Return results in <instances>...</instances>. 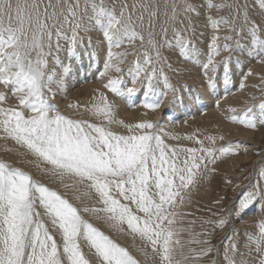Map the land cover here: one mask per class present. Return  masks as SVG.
Segmentation results:
<instances>
[{"label": "snow or ice", "instance_id": "snow-or-ice-1", "mask_svg": "<svg viewBox=\"0 0 264 264\" xmlns=\"http://www.w3.org/2000/svg\"><path fill=\"white\" fill-rule=\"evenodd\" d=\"M253 5L260 19L250 14ZM160 17L163 43L151 30ZM201 17L212 33L206 62L201 64L208 88H216L218 69H222L225 88L239 71V88L243 90L248 77L255 75L250 68L244 71L245 63L264 65V0H252L251 5L248 0H200L199 4L195 0H0L3 139L14 144L15 163L35 167L52 182L72 189L73 198L81 204L93 201L92 206L78 207L34 179L30 171L0 160V264H142L139 256L143 264H189L212 252L208 246L198 251L189 248L185 253L180 235L189 230L178 226L186 215L180 209L191 201L202 181L217 173L215 165L221 158L238 154L240 141L217 146L222 136L201 139L193 134L185 137L193 146H169L155 131H163L159 123H125L117 118L116 106L100 90H94L86 106L68 105L83 107L99 122L62 114L52 102L66 91L65 79L74 70L71 61L78 58L77 49L85 45V39L87 47L92 46L91 37L81 33L98 31L107 45L103 70L97 75L103 89L129 101L142 92L141 106L151 111L161 107L169 92V103H177V89L163 67L158 68L167 65L171 70L161 48H175L181 58L196 61L201 52L191 38L197 35L193 18ZM177 22L184 27L177 28ZM221 31L226 34L219 35ZM137 40L143 51L136 53L127 70L131 84L127 86L120 65L128 53L113 49ZM61 52L66 53L69 63L61 61ZM221 52L226 55L217 59ZM91 58H95L94 53ZM160 83L163 89L157 87ZM7 93L16 105L4 106ZM261 93L259 99L252 96L254 103L239 113L235 108L227 109L225 119L248 129L264 126V88ZM134 106L129 102V107ZM112 126L125 129L126 134ZM256 163L257 183L250 191L243 190L218 219H212L218 214L208 209L210 217L201 223L211 231L206 228L196 234L210 237L216 229L230 225L233 217L241 221L259 206L258 218L251 231L243 232L242 243L236 240L241 233L228 229L234 234L224 237V264H264V156ZM225 183L232 181L225 177ZM86 214L113 231L138 239L139 256L86 219ZM188 243L210 242L194 239Z\"/></svg>", "mask_w": 264, "mask_h": 264}, {"label": "rangeland", "instance_id": "rangeland-1", "mask_svg": "<svg viewBox=\"0 0 264 264\" xmlns=\"http://www.w3.org/2000/svg\"><path fill=\"white\" fill-rule=\"evenodd\" d=\"M241 1L243 2V0ZM128 2L131 3L132 0H128ZM195 2L199 4L200 0H195ZM248 2L250 5L252 4V0H248ZM109 3H111V0ZM220 14L225 15L226 12ZM250 14L255 19H260V12L254 5ZM186 22L187 21H185V24H187ZM193 24L196 26L195 31L197 35L191 38L201 52L200 57L196 61L181 58L178 50L175 48H161V54L167 60L168 64L171 65V70L167 65H161L158 66V68L163 67L164 73L169 78L170 83L177 89V103H169L172 99V94L169 92L168 96L164 97L161 107L155 111H151L141 106L140 101L143 98L142 92H138L137 95L132 97L129 101V98L116 97L112 93L103 89L102 81L97 79V75L100 70H103L102 68L107 52V45L103 40L102 34L98 31L81 33L82 36L91 37L92 46L90 48L87 47V39H85V45L77 49L78 58L73 60L74 62L71 61L74 70L65 79L66 91L58 94L52 102L58 106L62 114L68 115L72 118L89 119L92 120V122H99L95 121L94 118L85 113L83 107L80 109L68 107L69 104L86 106L90 102V98L93 97H91V95H94L93 90L98 87L97 89H101L100 91H105L109 101L116 106L118 119L129 124H135L136 122L141 121H151L154 124L159 123L163 131H160V129H155V131L160 132L165 143L169 146H193L192 141L184 138V136L193 135V133L201 139L207 135H215L217 137L222 136L223 140L218 139L217 146L226 145L228 142L240 141L241 147L238 154L221 158V160L215 165L217 173L202 181L197 189L193 191L191 201H186L185 206L180 209V211L184 212L186 215L184 216L182 223L178 226L189 230L180 235V239L185 245V253L188 252L189 248L198 251L201 247H212V252L207 256L202 257L197 261H190L189 264H224V237L226 234H234L229 233L228 229L231 227L238 230L241 235L237 236L236 240L242 243L244 239L243 232L245 229L251 231V225L258 218L259 206L257 205L255 209L245 214L241 221H237L236 218L233 217L230 225L226 226L224 229H216L212 232L210 237H205L203 235L197 236L196 234L202 233L206 228L211 231V228L208 226H202L201 223L203 219L210 217L208 209H211L212 212L218 214L216 217L211 218L218 219L219 216L226 214L229 207L232 206L233 202L243 190L250 191L251 186L257 183L258 178L256 171L252 170L254 164L259 161L261 156H264V126L257 124L255 129H248L239 124L229 122L225 119V114L226 110L229 108H235L237 113H239L240 110L245 108L248 104L254 103V101L251 100L252 96H256L259 99L262 94L261 89L264 88V79H262V77H264V65L256 62L245 63L244 71H247L250 68L255 75L248 77L245 81L246 87L243 90L239 88L241 79L239 71L234 72L232 83L226 89L222 83V69H218L216 88L209 89L202 75L201 64L206 62L207 43L212 33L210 29L204 27L205 20L203 17L193 18ZM163 26V17H160L155 22V27L151 29L155 33V39L161 43H163L161 40V29ZM175 26L177 28L184 27V25H181L178 22ZM147 31L148 23L147 17H145L144 32L146 38ZM201 33H203V35H201ZM225 34L226 33L223 31L219 33L221 36ZM167 36L169 40L172 39L171 27H169ZM222 43L223 40H221V44ZM97 47L101 50L100 52L97 50ZM166 48L167 51L163 52ZM113 51H126L128 53L124 58V63L120 66L124 69V79L127 82V86H131L127 70L136 60V53L143 51L140 46V41L137 40L130 44L125 43L121 48H114ZM88 53L90 57L88 56ZM93 53L95 54L94 59L91 58V54ZM96 54L99 55L98 59L96 58ZM224 55H226V53L221 52L217 59L222 58ZM60 59L64 64L69 63L65 52L60 53ZM110 74L113 76L116 75L115 73ZM157 87L163 89V84L160 83ZM0 91H4V89L0 88ZM201 92H204L205 95H203L205 97L201 95ZM226 92L227 95L225 94ZM7 95L9 98L4 106L16 105L17 101L11 97V94L7 93ZM181 99L183 100V103L179 102ZM258 99L256 102H258ZM129 102L133 103L135 106L129 107ZM217 102H219V107H217ZM170 124L176 129L175 132ZM112 128L114 131L126 134V130L123 128L117 126H112ZM182 128H185V130ZM170 133L173 134L171 135ZM10 149L11 151H9ZM0 160L14 163L15 166L23 167L26 171H30L34 179L45 183L54 190H57L61 195L66 196V198L78 207H83L84 204H87L88 206H92L93 204V201L89 200H85L84 203L81 204L80 201L73 198L74 193L72 189L66 190L59 184V182H52L47 176H43L39 173L35 167L29 168L23 164L15 163L17 161L15 146L11 141L3 139L2 132H0ZM225 177L231 179L232 183L226 184ZM216 200H220V203L214 204L213 202ZM85 218L100 227L101 230L110 235V237L118 244L126 247L133 255L139 256L137 247L140 242L138 239L134 240L131 235L127 234V232L118 233L113 231L106 224L96 221L93 217L88 216L87 214L85 215ZM192 221H195V223H191ZM194 239H208L210 243L209 245L188 243V241ZM244 250L245 249L241 247V252ZM139 258L143 264V257L139 256Z\"/></svg>", "mask_w": 264, "mask_h": 264}, {"label": "bare ground", "instance_id": "bare-ground-1", "mask_svg": "<svg viewBox=\"0 0 264 264\" xmlns=\"http://www.w3.org/2000/svg\"><path fill=\"white\" fill-rule=\"evenodd\" d=\"M109 1H110V0H107V2H109ZM241 2H242V1H241ZM181 18H182V17H181ZM155 22H156V21H155ZM186 23H187V22H186ZM102 45H104V44H102ZM104 47H105V46H104ZM165 47H166V46H165ZM165 47H164V48H165ZM97 48H98V47H97ZM102 49H103V48H102ZM162 49H163V48H162ZM97 50H99V48H98ZM97 50H96V51H97ZM164 50H165V49H164ZM100 51H101V50H99V52H100ZM102 51H103V50H102ZM166 51H167V48H166V50L163 51V52H166ZM97 53H98V52H97ZM167 53H168V52H167ZM100 54H102V53H100ZM165 54H166V53H165ZM96 55H97V54H96ZM102 55H103V54H102ZM88 56H89V53H88ZM89 57H90V56H89ZM98 57H99V55H97L96 58L98 59ZM100 58H101V57H100ZM90 60H91V59H90ZM72 62H74V61H72ZM95 63H96V61H95ZM85 68H86V67H85ZM187 68H188V67H187ZM88 69H89V68H88ZM102 69H103V68H102ZM257 70H258V69H257ZM105 79H106V78H105ZM256 80H257V79H256ZM95 88H96V87H95ZM97 88H98V87H97ZM97 88H96L95 90H99V89H97ZM93 89H94V88H93ZM100 90H101V89H100ZM249 90H250V89H249ZM93 91H94V90H93ZM199 91H200V90H199ZM202 91H203V90H202ZM254 91H255V90H254ZM91 92H92V91H91ZM104 92H105V91H104ZM201 93H202L201 95L204 94V92H201ZM222 93H223V92H222ZM89 94H90V93H89ZM89 94H88V96H89ZM259 94H260V93H259ZM204 95H205V94H204ZM204 95H203V97H205ZM92 96H93V95H91V97H92ZM234 96H235V95H234ZM199 97H200V96H199ZM141 98H142V97H141ZM195 98H196V97H195ZM90 99H91V98H90ZM139 99H140V98H139ZM203 100H204V99H203ZM140 102H141V101H140ZM227 104H228V103H227ZM198 106H199V105H198ZM194 107H195V106H194ZM160 111H161V110H160ZM213 116H214V115H213ZM219 118H220V117H219ZM211 121H212V120H211ZM214 121H215V120H214ZM170 125H171V124H170ZM199 125H200V124H199ZM201 126H202V124H201ZM165 127H166V126H165ZM169 127H170V126H169ZM169 127H168V128H169ZM171 127H173V125H171ZM202 127H203V126H202ZM168 128H167V129H168ZM175 128H176V127H175ZM171 129H172V128H171ZM173 129H174V127H173ZM173 129H172V130H173ZM182 129H183V128H182ZM165 130H166V129H165ZM168 130H169V129H168ZM175 130H176V129H174V132H175ZM183 130H185V128H184ZM166 131H167V130H166ZM178 131H179V130H178ZM186 131H187V130H186ZM168 132H169V131H168ZM201 132H202V131H201ZM181 133H182V132H181ZM170 134H171V133H170ZM172 134H173V133H172ZM172 134H171V135H172ZM175 134H176V133H175ZM193 134H194V133H193ZM183 135H184V134H183ZM187 135H188V134H187ZM191 135H192V134H191ZM186 137H187V136H186ZM180 138H181V137H180ZM184 138H185V136H184ZM182 139H183V136H182ZM253 140H254V139H253ZM256 166H257V165H256V163H255L252 171H255ZM230 208H231V207H229V209H230Z\"/></svg>", "mask_w": 264, "mask_h": 264}]
</instances>
